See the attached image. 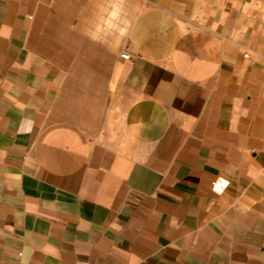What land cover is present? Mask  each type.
Returning a JSON list of instances; mask_svg holds the SVG:
<instances>
[{"label": "crops", "instance_id": "0c3cea01", "mask_svg": "<svg viewBox=\"0 0 264 264\" xmlns=\"http://www.w3.org/2000/svg\"><path fill=\"white\" fill-rule=\"evenodd\" d=\"M0 264H264V0H0Z\"/></svg>", "mask_w": 264, "mask_h": 264}, {"label": "built area", "instance_id": "2783aa9c", "mask_svg": "<svg viewBox=\"0 0 264 264\" xmlns=\"http://www.w3.org/2000/svg\"><path fill=\"white\" fill-rule=\"evenodd\" d=\"M121 56L126 59V60H130L132 58V54L130 52L127 51H123L121 52Z\"/></svg>", "mask_w": 264, "mask_h": 264}]
</instances>
